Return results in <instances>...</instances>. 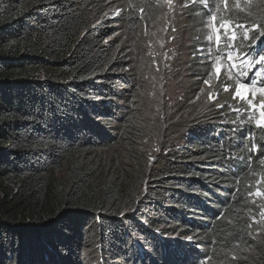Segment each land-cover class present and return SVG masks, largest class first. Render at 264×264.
<instances>
[{
	"label": "trees",
	"instance_id": "1",
	"mask_svg": "<svg viewBox=\"0 0 264 264\" xmlns=\"http://www.w3.org/2000/svg\"><path fill=\"white\" fill-rule=\"evenodd\" d=\"M113 2L0 0V264H264V196L250 194L264 193L259 110L231 95L171 151L145 152L135 117L118 124L138 84L118 26L130 36L162 3ZM240 4L201 8L221 37L229 22L235 40L206 56L199 34L192 44L194 79L220 98L229 52L264 49V35L247 42L239 27L264 28L262 1ZM249 79L264 86V73Z\"/></svg>",
	"mask_w": 264,
	"mask_h": 264
},
{
	"label": "rangeland",
	"instance_id": "2",
	"mask_svg": "<svg viewBox=\"0 0 264 264\" xmlns=\"http://www.w3.org/2000/svg\"><path fill=\"white\" fill-rule=\"evenodd\" d=\"M113 1L116 0H109L114 6L117 3ZM261 1L264 5V0ZM160 2L162 11L150 25L141 26L136 32L129 30L130 36L121 25L118 26L117 35L122 39V45L127 46V54L131 59L127 57L126 63L134 67L138 79V84L133 85L132 92L128 94L131 97L130 104H125V101L120 104L126 106L121 110V114L117 111L118 124L122 130L127 129L129 122L137 124L131 120L135 117L140 128V136L136 141L145 152L148 149L152 153L169 150L179 139L178 136L190 125L213 118L226 99L231 95L233 99L236 90L235 70L230 66H227L228 73L223 77L229 91H224V87L220 91L221 98L214 91L217 86L208 81H196L192 75L190 62L195 34H199L202 43L197 45L202 56L211 55L213 42L218 46L213 22L208 20L201 10L205 4L200 3V0H196V3H192V0H171L170 4L166 0ZM219 2L220 0H207L206 5L212 8ZM190 10L194 11V18L186 15ZM193 21L196 23L193 24ZM254 31L256 30L245 27L240 29L247 42H250ZM210 35L212 40L207 38ZM231 35L232 32L224 31V37L220 36L219 45ZM218 72L223 76L221 68ZM247 95L256 104L264 99L259 93ZM115 151L123 156L125 148L119 146ZM110 154L111 157L115 153ZM257 237L264 238V220L259 225ZM249 252L248 255L252 256L256 253L254 249Z\"/></svg>",
	"mask_w": 264,
	"mask_h": 264
},
{
	"label": "snow or ice",
	"instance_id": "3",
	"mask_svg": "<svg viewBox=\"0 0 264 264\" xmlns=\"http://www.w3.org/2000/svg\"><path fill=\"white\" fill-rule=\"evenodd\" d=\"M169 4L171 3V0H166ZM252 0H246V3H251ZM192 3H196V0H192ZM200 3L202 4H207V0H200ZM223 3L225 7H227L228 0H223ZM236 7L241 8L240 0H236ZM243 11L244 9L241 8ZM141 11H143L141 9ZM118 14V13H117ZM211 20L216 21L217 16L216 15H211ZM220 27L224 28L225 31H230L231 30V25L229 22H225L222 24ZM239 27H244L243 25H240ZM254 30L258 32L259 35H264V28H262L260 25H254L253 26ZM214 31L217 33L216 35V43L219 45L220 43V28H215ZM209 40H212L213 37L210 35L207 37ZM247 38V35L246 37ZM231 40L236 39V34L233 31L232 35L230 37ZM229 47H233L231 44ZM253 55H255V59H253ZM227 59L231 61V69L235 70V81H236V90L233 93V99H239L240 101L244 102L247 104L248 108H250L253 111H256L257 109L259 110V118L256 120V125L257 127L264 128V99L261 100L259 104L253 103V100L248 98V93L255 94L259 93L262 97H264V86L257 88L256 87V81L254 79H249L247 81H243L242 77L247 76L248 72L251 71L254 76H259L261 73H264V49H257L255 50V53L253 54L252 52L250 53H245L243 55L239 53L233 54L232 52H229ZM221 57L217 56L216 57V65H214L216 71V75L218 78L219 75V68L222 66L220 64ZM256 65H260L261 67L259 69H255ZM247 68L248 71H244V69ZM207 83V81H206ZM224 91H229V88L226 86L224 88ZM211 99V97H210ZM223 107V105H221ZM234 111L239 112L240 109H234ZM259 163L261 165H264V159L260 160ZM254 175H257V173H253ZM258 183H264V175H261L260 180ZM251 195H256V196H264V193L257 191L256 193H250ZM261 220H264V211H261L260 213Z\"/></svg>",
	"mask_w": 264,
	"mask_h": 264
}]
</instances>
